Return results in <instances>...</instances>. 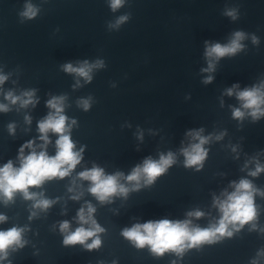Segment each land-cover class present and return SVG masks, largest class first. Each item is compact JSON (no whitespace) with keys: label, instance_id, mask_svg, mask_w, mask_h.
<instances>
[{"label":"water","instance_id":"water-1","mask_svg":"<svg viewBox=\"0 0 264 264\" xmlns=\"http://www.w3.org/2000/svg\"><path fill=\"white\" fill-rule=\"evenodd\" d=\"M26 3L39 9L33 19L20 16ZM231 9L235 20L225 15ZM121 16L128 19L110 27ZM236 31L245 33L243 49L221 58L214 72H202L208 66L205 41L227 44ZM83 61H103V67L93 68L90 82L62 70L65 63ZM0 75L7 77L0 85V103L9 107L0 112V167L9 160L19 167V148L30 140L37 152L56 154L58 136L50 132V143L44 145L38 131L53 96L65 97L66 126L76 121L67 134L75 151L84 149L68 177L29 189L54 201L47 210L34 209V201L20 193L7 205L0 197V215L7 218L0 230L24 228L26 241L22 248L9 249L0 264H264V195L259 194L264 193V171L249 175L257 163L264 166V116L253 121L242 109L244 118H233L241 102L226 94L234 84L240 91L264 81V0H123L115 11L110 0H0ZM208 75L213 82L204 84ZM29 90H35V105L21 107L5 99L9 91L20 96ZM89 98L85 111L79 101ZM9 124L15 125L14 133ZM200 129L211 139L203 146L208 150L203 167L196 171L184 166L181 149L198 142L188 133ZM168 152L176 163L154 184L141 181L139 190L111 202L101 204L89 193L90 182L78 175L97 166L106 175L127 176L146 158L159 160ZM241 179L259 190L254 195L257 217L239 231L229 225L230 238L157 257L148 246L137 249L121 235L136 223L161 219L208 228L221 217L214 199H226L225 193L235 190L233 182ZM120 183L133 187L124 179ZM76 195L79 199H72ZM86 203L96 209L93 218L104 229L98 234L101 247L92 251L79 244L64 246L66 233L59 228L69 221V230L75 231L77 212ZM197 210L203 216H188Z\"/></svg>","mask_w":264,"mask_h":264},{"label":"clouds","instance_id":"clouds-1","mask_svg":"<svg viewBox=\"0 0 264 264\" xmlns=\"http://www.w3.org/2000/svg\"><path fill=\"white\" fill-rule=\"evenodd\" d=\"M123 0H110V7L113 11L121 7ZM39 9L31 3H26L24 11L20 16L27 19L36 17ZM225 15L231 17L233 20L237 18L236 10H226ZM128 19L127 16H121L117 19L115 25L110 27H117ZM245 39V33L236 31L229 43H210L205 41V57L208 62L206 68L201 71L205 73H212L215 71L216 62L221 58L234 56L243 49L241 41ZM253 42H257V38L253 36ZM62 70L69 74H75L78 77L84 78L85 82H90L91 72L93 68L103 67V61H97L95 64H89L88 61H83L79 66H74L71 62L65 63L61 66ZM6 76L0 75V85H2ZM214 77L208 75L204 80V84L213 82ZM79 84V81H77ZM239 85L234 84L231 88L226 89V94L236 98L241 102L240 108H234L232 116L235 119H243L245 111L257 121L264 116V81L259 85H254L251 88H245L236 91ZM35 90L23 92L20 96L14 95L9 91L5 95V99L10 104H20L21 107L35 105L38 101L34 99ZM64 96H53L47 101V107L51 110L49 114L38 122V131L40 133L39 139L43 141L44 145L50 143L48 134L51 132L58 136L55 141L56 154L49 156L46 150L37 152L34 148V141H27L19 148L18 159L20 161L19 167H15L13 162L9 160L2 167H0V197L3 198L5 205L14 202V197L17 193L23 195L25 200L34 201L32 207L34 209L47 210L54 203L53 200L43 198V194L30 192V188H36L43 185L45 181L53 179H64L68 177L71 172L82 160L83 147L80 151H75V145L70 137L69 131L71 125L76 124L72 120L71 125L66 126L68 117L63 114L64 111ZM79 105L87 111L90 108V98L82 99ZM9 111L7 104L0 103V112ZM26 122L30 123V117H25ZM8 130L14 133L15 125L9 124ZM203 129L197 131H190L188 135L192 137L195 143H191L189 147L182 148V154L185 157L184 166L186 168L196 167V171H200L203 167V162L207 158L208 150L203 146L209 142L211 137L201 135ZM224 133L216 136L219 140ZM30 149L27 155L24 154L25 149ZM235 151V149H233ZM176 163L175 155L172 152L167 154H160L159 160H154L151 157L146 158L142 165H137L132 169L130 174L124 176L123 173L117 172L112 175H106L103 168L93 166L91 169L80 172L79 178L90 182L88 191L101 204L111 202L114 196L127 197L130 191L139 190L142 186H150L155 183L158 177L162 176L167 170ZM264 171V166L257 163L254 171H250L249 175L255 177L260 172ZM124 179L128 184H132V189H129L125 184L120 183ZM234 191L225 193L226 199H214V205L218 207L221 217L216 224L210 225L208 228L191 227L190 220L172 221L168 219L149 220L145 223H136L130 228H124L121 235L131 242L137 249H143L148 246L150 252L161 257L166 252H174L177 255L184 253L186 248L198 247L202 244H213L219 239L227 236L232 237L233 231H239L244 225L252 222L257 217V209L254 204V195L259 192L254 187L252 182L248 179H241L238 183L233 182ZM69 192L73 189L69 188ZM264 195V193H259ZM72 199H79V196H73ZM96 209L91 203H86V207H81L77 212V220L80 224L75 231H70L69 221L60 223L59 228L61 233H66L63 237L64 246L82 245L88 251L97 250L101 247L102 241L99 233H103L104 229L93 218ZM36 213L33 212L32 216ZM188 216L200 218L203 213L200 211L189 212ZM6 216L0 215V223L6 221ZM237 224L240 227H237ZM84 225H88L86 228ZM229 225H232L233 231L229 230ZM24 228L12 227L7 230H0V260H4L8 256L9 249L15 251L16 248H22L26 241L22 239ZM92 239L91 243H86ZM264 254V253H261ZM255 264V261H253Z\"/></svg>","mask_w":264,"mask_h":264}]
</instances>
